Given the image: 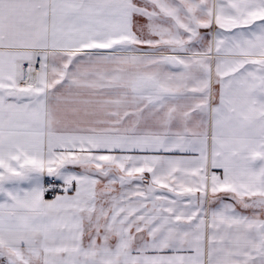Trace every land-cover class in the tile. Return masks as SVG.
<instances>
[{"label":"snow or ice","instance_id":"snow-or-ice-1","mask_svg":"<svg viewBox=\"0 0 264 264\" xmlns=\"http://www.w3.org/2000/svg\"><path fill=\"white\" fill-rule=\"evenodd\" d=\"M0 264H264V0H0Z\"/></svg>","mask_w":264,"mask_h":264}]
</instances>
